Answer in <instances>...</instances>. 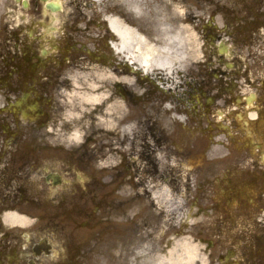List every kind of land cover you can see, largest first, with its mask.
<instances>
[{
  "label": "flooded vegetation",
  "instance_id": "1",
  "mask_svg": "<svg viewBox=\"0 0 264 264\" xmlns=\"http://www.w3.org/2000/svg\"><path fill=\"white\" fill-rule=\"evenodd\" d=\"M85 1L16 0L9 9L8 18L20 24H6L0 44V264H106L104 242L112 231V261L120 262L121 246H129L132 256L153 237L145 231L153 227L154 217L151 227L147 213H133L138 192L153 204L162 184L182 182L183 160L177 158L186 150L195 153L188 166L193 176L187 181H195L189 194L194 187V204L201 198L196 153L202 146L203 111L218 118L220 108L240 102L232 96L236 92L242 93L241 111L250 128L264 121V78L254 73L255 53L247 46L246 65L228 62V42L212 13L204 25L195 22L198 54L189 72L183 65L167 76L144 72L119 53L109 15L86 13ZM239 11L226 17V36L235 44L240 36L254 39L264 29V14L244 18ZM149 37L160 42L158 34ZM89 89L100 101L84 106L91 110L87 115L111 119L116 130L111 137L99 132L92 143L86 137L76 146L69 137L73 140L75 131L81 135L75 128H83L85 121L76 124L67 116L81 109L74 107L73 96H85ZM219 123L215 120L216 132ZM109 155L116 165L99 167ZM233 168L237 172L227 181L233 195L226 203L241 184L264 183L249 169L241 174ZM69 177L82 188L68 189ZM154 182L159 185L148 184ZM172 192L181 194L177 187ZM70 195L85 198L86 204L93 199L102 221L106 210L117 209V223L100 222L101 214H90L89 207L76 211L64 205ZM245 211V219L262 230L247 227L230 239L226 264H241L234 260L237 250L247 264H264V190L249 199ZM74 215L83 216L82 221L75 222Z\"/></svg>",
  "mask_w": 264,
  "mask_h": 264
},
{
  "label": "rangeland",
  "instance_id": "2",
  "mask_svg": "<svg viewBox=\"0 0 264 264\" xmlns=\"http://www.w3.org/2000/svg\"><path fill=\"white\" fill-rule=\"evenodd\" d=\"M139 1V8L144 14V19L135 20L133 13H130L125 5L119 2L104 0L102 2H95L93 0H86L85 5L88 10L86 13L92 14L95 12L99 16L104 14L122 15L127 20L132 21L140 31H144L148 35L154 33L158 36H164L167 28L173 27V16L182 17L186 20L185 25H190L195 28L196 23L204 25L208 20L209 15L213 14L212 22L218 30L225 33V42H228V47L233 51V57L227 60L230 63H235L238 67H242L248 63L249 51L247 46L255 53L254 73L258 74L262 79L264 78V29L258 32L259 36L251 38L248 34L240 36L238 44H235L234 39H229L226 34H229L230 29L227 27L226 17L228 18L235 8H240L241 17H251L252 15L264 14V0H133ZM16 0H0V44L5 36L6 24L14 25L20 24L19 21H13L8 18L11 13L9 9L15 8ZM199 7V8H198ZM264 17V16H263ZM263 17L261 20H264ZM6 20L10 21L9 23ZM161 34V35H160ZM252 39V40H250ZM252 46L254 48H252ZM202 60L204 55L200 54ZM189 63L185 66L189 72ZM99 75V74H98ZM93 75H91V78ZM241 92H244L242 89ZM74 107L80 106V111L73 108L68 114V120L78 124L82 120L85 121L83 128L79 129L80 136L69 141L76 146H80L85 141L86 137L92 138L89 142L92 143L94 134L99 132L106 134V137H111L116 130V125L112 123L111 119H101L93 116L90 113V108L82 105L81 99L83 95H74ZM209 103L210 99L208 100ZM205 102L203 101V107ZM238 109L237 104L230 103L227 107L220 108L221 113L218 114V119L210 116H204L207 111H203V139L201 149L196 153V163L200 165L199 182L201 186V198L194 204V187H191L192 192L189 194V186H193L195 181L191 184L187 181L189 174L193 176L188 166L194 158L193 154H189L186 150L177 160H183V167L181 170V180L179 184H162L163 188H159L154 192V203L147 197H141L138 192L135 198L133 213L144 212L150 217L152 227V217H154L153 227L147 230V234L153 235L151 240L137 247V251L129 254V246H121L120 262L117 264H156L152 262L158 255L167 256V254L176 249L178 243L180 247L179 255L183 259L178 264H190L188 259L190 256L198 261L196 264H226L227 251L230 249V239H236L242 235L243 230L247 227L250 229L262 228L256 223L245 219V207L249 204V199L254 197L256 192L264 190V183L259 185L247 186L241 184L240 189L233 200L227 202L233 194L230 191V185L227 181L229 174H235L237 171L233 167H239L241 174L249 169L251 174L264 180V122L259 124V135L247 134V130L238 125V119L243 122L247 121V116ZM77 113V115L75 114ZM239 115L243 118H239ZM238 118V119H237ZM215 120H220L218 130L214 128ZM208 123V124H207ZM210 125L206 130V126ZM77 127V126H76ZM82 129V130H81ZM209 132V133H208ZM262 138H261V137ZM211 137L210 140L208 138ZM190 138V135H187ZM88 142V143H89ZM258 143L260 145H258ZM188 153V154H187ZM191 155V156H190ZM170 167L174 166V158L172 154L169 156ZM190 161V162H189ZM255 163L253 168L251 165ZM117 163L115 156H108L104 163L98 164L102 167L103 164L107 167L114 166ZM175 167V166H174ZM245 169V170H244ZM234 170V171H232ZM196 171V170H195ZM232 171V172H230ZM70 183L67 185L68 189H81L82 184L78 179L69 177ZM197 180V181H198ZM150 186L159 185V183H148ZM161 185V184H160ZM174 186V188L172 187ZM180 186V188H178ZM167 187H169L167 189ZM179 189L181 194L175 195L172 189ZM60 198V197H59ZM64 202L70 208L82 210L84 206L89 207L88 212L92 214L95 212L103 213L97 208L98 205L93 204V199L88 204L85 203V198L77 196H68ZM58 199V198H57ZM44 200V199H43ZM60 199H58L59 201ZM129 200V199H127ZM67 202L71 204H67ZM50 203H48L49 205ZM227 207V208H226ZM124 210V208L122 209ZM117 209L106 210L104 223H117L115 212ZM89 214V215H90ZM132 214L130 212L129 216ZM87 216V220L89 218ZM257 215L254 216L256 218ZM83 216L74 215L75 222H81ZM233 218V219H232ZM253 218V219H254ZM84 221V219H83ZM124 220H122V223ZM128 235V231H126ZM116 236L113 231L110 235L105 237V250L107 255L106 264H115L112 261L113 248L115 246ZM126 244V242H125ZM235 261L241 264H247L243 253L237 250L235 254ZM186 257H188L186 259ZM51 264V263H49ZM56 264V263H54ZM68 264V263H57ZM238 264V263H237Z\"/></svg>",
  "mask_w": 264,
  "mask_h": 264
},
{
  "label": "bare ground",
  "instance_id": "3",
  "mask_svg": "<svg viewBox=\"0 0 264 264\" xmlns=\"http://www.w3.org/2000/svg\"><path fill=\"white\" fill-rule=\"evenodd\" d=\"M93 1L102 2L104 0ZM109 1L125 5L128 11L133 13L135 20L144 19V14L139 8V1ZM174 15L173 27L166 29V35L160 36V42L152 40L147 33L140 31L132 24V21L127 20L122 15L108 16L109 28L118 37V44L115 46L116 50L144 72L161 71L167 76L171 75L175 68L186 65L188 62L194 60L198 54L195 27L185 25L186 20H183L182 17H177L176 14ZM91 89H93L92 86ZM91 89L81 99L83 106L91 107L100 101V97ZM239 118L243 117L239 116ZM238 125L244 128L243 122L239 119ZM79 136L78 131H75L73 138L76 139ZM183 244L180 245L178 243L176 249L170 251L167 256L158 255L152 262L155 261L156 264H178L183 259V256L179 255L180 247L185 246ZM188 261L190 264L198 262L194 256H190Z\"/></svg>",
  "mask_w": 264,
  "mask_h": 264
}]
</instances>
